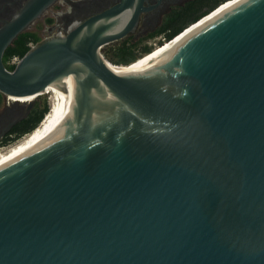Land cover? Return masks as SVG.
Instances as JSON below:
<instances>
[{"label":"water","instance_id":"water-1","mask_svg":"<svg viewBox=\"0 0 264 264\" xmlns=\"http://www.w3.org/2000/svg\"><path fill=\"white\" fill-rule=\"evenodd\" d=\"M56 1L0 26V94L67 93L48 139L0 167V264H264V0L119 71L101 50L145 11L120 0L6 69Z\"/></svg>","mask_w":264,"mask_h":264},{"label":"flooded vegetation","instance_id":"flooded-vegetation-1","mask_svg":"<svg viewBox=\"0 0 264 264\" xmlns=\"http://www.w3.org/2000/svg\"><path fill=\"white\" fill-rule=\"evenodd\" d=\"M26 1L0 0V26L14 12L19 10ZM225 1L227 0H145L143 2L145 11L140 13L134 31L111 44L118 43L119 46L126 43L132 47L144 44L142 49H151L152 46L148 43V40L158 37L155 45L166 40L169 41L167 34L179 31V29L183 31L187 27L189 28L191 24L196 22L193 19L208 16L217 7L214 10L216 11L220 4L223 6L228 2ZM119 2L120 0H57L52 6L56 7V11L52 13L53 21L47 23V17L44 19V24L50 25L48 28L49 35H62L70 27L108 10ZM4 97L0 94V144H7L11 141L13 137L10 134L11 130L33 108L32 105L28 107V105L25 106L22 103L14 104L7 97V102H4Z\"/></svg>","mask_w":264,"mask_h":264},{"label":"bare ground","instance_id":"bare-ground-1","mask_svg":"<svg viewBox=\"0 0 264 264\" xmlns=\"http://www.w3.org/2000/svg\"><path fill=\"white\" fill-rule=\"evenodd\" d=\"M240 0H232L230 2H227L223 6L219 7L216 11L209 14L208 16L201 19V21L198 24L190 26L188 29H186L181 35H179L174 40L164 43L162 47H157L153 52L146 55L145 57L138 59L135 63H132L127 66H120L115 67L112 65V67L115 70L119 71H125V70H138L143 68L145 65L150 63L152 60H154L156 57L161 55L163 52H165L167 49L172 47L173 45L179 43L184 38L188 37L190 34L195 32L199 27L204 25L205 23H208L215 17H217L219 14L224 12L226 9L233 6L235 3H237ZM51 92L54 96V103L51 105L50 111L45 115L41 123L26 137V140L20 144H16L11 149H9L6 153L2 154L0 156V167L13 159H16L20 155L30 151L31 149L35 148L36 146L40 145L44 141L48 139L51 132L53 131L54 127L56 126L57 122L59 121L60 117L62 116L63 112L65 111L67 107V93L65 89L64 82H60L57 84H53L51 87L48 88L44 93ZM32 97H8L10 100H16V101H29Z\"/></svg>","mask_w":264,"mask_h":264},{"label":"rangeland","instance_id":"rangeland-1","mask_svg":"<svg viewBox=\"0 0 264 264\" xmlns=\"http://www.w3.org/2000/svg\"><path fill=\"white\" fill-rule=\"evenodd\" d=\"M54 11H56V7L55 8L54 7L49 8L46 11V13L44 14L43 17H41L38 20H36L32 25H30V27L28 29H26L25 32H23V33H30V34H33L35 36V39L32 40V42H30V44H29L30 45V49L32 47H34L35 45L41 43L46 38L51 36V35L48 34V28L50 27V25L44 24V19L48 17L46 19V22L48 23V19H51V22H52L53 21L52 13ZM157 41H158V37L156 39L148 40V43H150L151 46H152V48L150 49L149 53H143L142 47H143L144 44H140L137 47H134L133 49H129L128 51H126L125 52V58L130 59V58L134 57L133 60H131L130 62H127V63H124V62L118 63L119 59H120L119 54H118L119 52H117L118 43L109 44V45L104 46L102 48V50H101V54H102V56L104 57V59L106 61H108L109 63L113 64L114 66H127V65L137 61L138 59H141V58L145 57L146 55H148L151 52H153L157 47H160L164 43L168 42L166 40V41H163L161 44H156L155 45V43ZM10 61H9V63H10ZM54 96L55 95L53 93L47 92V93L40 94V95H38L36 97H32L29 101H16V100H12V101L13 102H18V103H25V106H27L28 104H31L33 106L35 102H40L41 104L46 103L47 106L49 107L48 111H50L51 105L54 103V100H55ZM3 100H4V102H7V98L6 97H4ZM29 134L30 133L25 134V135L21 136L20 138L14 140V141H10L11 142L10 143L11 147L15 146L16 144H20V143L24 142L26 140V137Z\"/></svg>","mask_w":264,"mask_h":264},{"label":"trees","instance_id":"trees-1","mask_svg":"<svg viewBox=\"0 0 264 264\" xmlns=\"http://www.w3.org/2000/svg\"><path fill=\"white\" fill-rule=\"evenodd\" d=\"M197 20H199V18L193 19L194 22ZM48 23H51V19H48ZM180 32H181V29H179V31H174L172 33L167 34V39L168 40L172 39L174 36H176ZM34 39H35V36L33 34L22 33L13 41V43L5 50L3 54L2 60L6 66V69L10 71L13 70L14 66L10 65L9 61L14 57H17L18 59H20L30 49L29 44ZM163 45H161L160 47H162ZM133 48L134 47L127 45L126 43H122L121 45H119L117 48V52H119L118 54L120 57L118 63H122V62L127 63L133 60L134 57L130 59L125 58V52ZM142 51L143 53H149L150 49H142ZM115 67H120V66H115ZM48 110H49V107L47 106L46 103L41 104L40 102H35L33 105V108L28 113V115L24 119H22L19 123H17L15 127L11 130L10 134L13 135V137L11 138V141L18 139L25 134L31 133L38 126V124L43 120V117L48 112Z\"/></svg>","mask_w":264,"mask_h":264},{"label":"built area","instance_id":"built-area-1","mask_svg":"<svg viewBox=\"0 0 264 264\" xmlns=\"http://www.w3.org/2000/svg\"><path fill=\"white\" fill-rule=\"evenodd\" d=\"M18 60H19V59H18L17 57H14V58L11 59V61H10L9 64L15 66L16 63L18 62ZM7 98H8V97H7ZM8 100H9V98H8ZM9 101L12 102L11 100H9ZM10 143H11V142H9V143H7V144H0V156H1L2 154L6 153L9 149L12 148Z\"/></svg>","mask_w":264,"mask_h":264}]
</instances>
